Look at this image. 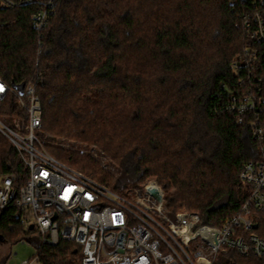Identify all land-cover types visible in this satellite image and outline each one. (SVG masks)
Here are the masks:
<instances>
[{"label": "trees", "instance_id": "16d2710c", "mask_svg": "<svg viewBox=\"0 0 264 264\" xmlns=\"http://www.w3.org/2000/svg\"><path fill=\"white\" fill-rule=\"evenodd\" d=\"M42 1H0L2 77L11 87L37 81L41 132L96 147L116 172L45 143L53 155L121 194L158 177L172 215L188 209L219 227L237 214L248 197L241 173L257 145L227 112V86L237 81L235 59L254 46L236 23L262 0H54L40 49L33 16ZM19 115L13 98L0 102L4 122ZM13 172L24 169L0 133V180ZM21 226L15 209L0 213L2 241ZM232 254L236 264H264ZM38 256L82 264L83 253L46 245Z\"/></svg>", "mask_w": 264, "mask_h": 264}, {"label": "built area", "instance_id": "2783aa9c", "mask_svg": "<svg viewBox=\"0 0 264 264\" xmlns=\"http://www.w3.org/2000/svg\"><path fill=\"white\" fill-rule=\"evenodd\" d=\"M0 1L4 8L16 6V0ZM53 13L54 0H44L33 16L40 49ZM236 28L254 46L231 66L237 81L234 88L227 86L226 109L257 145L255 158L241 173L248 197L237 214L219 227L206 225L196 212L179 210L172 215L157 181L121 194L60 162L40 137L37 81L21 94L1 71L0 102L13 98L21 115L11 123L0 118V133L16 150L24 174L13 172L0 180V213L15 209L29 232L37 233L40 247H80L82 264H236L233 252L264 258V238L257 233L264 225V63L259 49L264 46V0L259 10L243 12ZM23 264L41 262L36 256Z\"/></svg>", "mask_w": 264, "mask_h": 264}, {"label": "rangeland", "instance_id": "374dc122", "mask_svg": "<svg viewBox=\"0 0 264 264\" xmlns=\"http://www.w3.org/2000/svg\"><path fill=\"white\" fill-rule=\"evenodd\" d=\"M40 137L42 138L44 143L51 145L52 147H57V148L62 147L64 149L78 151L84 155H90L93 158L100 160L102 165L108 167L107 168L108 170H111L113 173L116 172V168L109 163L110 160H108V158L105 157L102 154V152H100V150H98L94 146L81 144L73 140H64L61 138H55L53 136H45L43 132L40 133ZM47 150L52 156H54L51 150H49L48 148ZM54 157L60 162L74 168L72 165H70V163L68 164L60 160L56 156ZM150 180L157 181L162 187L161 185L162 183L158 177L151 176L147 179V181ZM134 190L135 189H133L132 191L134 192ZM181 210H188V209H181ZM22 225L23 226H21L20 229H18V231L15 234L11 233L12 235H16V237H13L12 239L5 238L4 241L0 239V264H23L25 261H29L35 258L36 256H38L40 252V240L38 239L37 233L35 232L30 233L29 229L24 224ZM225 260H226L225 258H222L221 261H225Z\"/></svg>", "mask_w": 264, "mask_h": 264}, {"label": "water", "instance_id": "95a60500", "mask_svg": "<svg viewBox=\"0 0 264 264\" xmlns=\"http://www.w3.org/2000/svg\"><path fill=\"white\" fill-rule=\"evenodd\" d=\"M14 88L17 89V90H19V92H20L21 94H23L24 89H25V84H22V85H20V86H14Z\"/></svg>", "mask_w": 264, "mask_h": 264}]
</instances>
